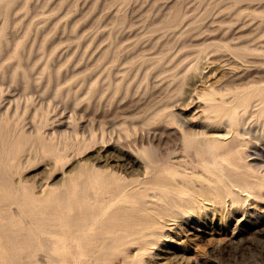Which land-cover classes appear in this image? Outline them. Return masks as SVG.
I'll return each mask as SVG.
<instances>
[{"label":"bare ground","instance_id":"obj_1","mask_svg":"<svg viewBox=\"0 0 264 264\" xmlns=\"http://www.w3.org/2000/svg\"><path fill=\"white\" fill-rule=\"evenodd\" d=\"M106 3L107 104L111 111L123 110L112 113L110 128L124 127V137L149 166L135 182L68 179L59 194L55 229L36 230L33 237L46 264H166L155 253L162 237L168 241L163 222L225 202L220 190L225 180V195L254 194L248 180L257 177L248 162L252 139L243 138L242 128L264 119V0ZM209 65L216 75L197 87L192 76ZM188 92L198 99L200 120L207 123L203 131L177 113L190 105L183 97ZM20 121L19 112H0L5 185L21 157ZM247 129L250 135L252 127ZM150 209L159 211L153 217L134 213ZM21 216L27 222L26 208ZM9 255L0 239V264Z\"/></svg>","mask_w":264,"mask_h":264},{"label":"rangeland","instance_id":"obj_2","mask_svg":"<svg viewBox=\"0 0 264 264\" xmlns=\"http://www.w3.org/2000/svg\"><path fill=\"white\" fill-rule=\"evenodd\" d=\"M106 2L0 0V112H19L24 133L10 183L0 181V239L10 252L3 264H46L33 237L36 230L55 229L68 179H144L148 161L128 143L124 127L110 128L113 115L123 110L111 111L107 104ZM213 66L191 81L208 85L216 75ZM183 97L190 105L177 113L205 130L195 92ZM257 120L242 128L243 138L252 139L248 162L257 177L248 180L254 194L237 191L232 201L225 180V202L163 222L168 241L162 237L155 253L166 264H264V119ZM251 127L255 131L247 135ZM134 211L153 217L159 210Z\"/></svg>","mask_w":264,"mask_h":264}]
</instances>
